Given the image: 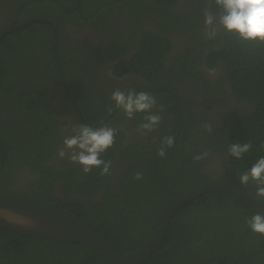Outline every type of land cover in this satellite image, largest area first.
<instances>
[{
    "label": "trees",
    "instance_id": "obj_1",
    "mask_svg": "<svg viewBox=\"0 0 264 264\" xmlns=\"http://www.w3.org/2000/svg\"><path fill=\"white\" fill-rule=\"evenodd\" d=\"M157 1L161 5L171 4L170 0ZM22 9L17 24L27 20V7ZM61 12L65 13L63 9ZM32 17L45 16L35 13ZM138 30L139 27L134 33ZM163 42L147 30L140 50L132 58H122L117 64L118 70L131 69L149 83L163 86L166 79L162 76L171 75L165 71L168 46ZM210 44L208 61L224 63L235 95L251 103L252 112L237 115L228 130L223 127L211 132L206 127L200 128V119L193 116L174 83L168 86L178 92V100L171 90L148 91L158 95L160 106L168 108V118L165 111L160 114L165 124L159 126L158 132H151V138L133 140V144L125 147L122 145L124 132L115 128L114 145L101 154L104 160L111 161V166L117 152L121 159L130 160L123 173V188L127 191L121 195L108 183L111 172L101 176L100 169L93 168L84 173L79 164L57 155L64 137L69 136L66 127L69 117L64 115L63 118L61 113L55 115L50 110L49 103L54 96L43 99L38 93L40 82L36 80L41 77L48 85L54 77L57 83L53 87L65 91L53 57V30L47 23L35 22L6 34L0 40V109L5 106L4 100L9 101L20 113L23 126L14 130L0 121V193L71 210L119 253L137 250L152 235L162 207L163 193L152 175L154 159H157V178L166 193L173 197L218 174L238 177L264 155V45L241 41L225 31L218 33L217 39H211ZM127 49L126 46L122 51ZM34 50L42 62L39 68L32 61ZM60 50L59 46L60 66L70 93L87 120L99 122L113 109L111 95L101 89L100 96L94 98L88 90H80L73 73L82 71V65L76 63V71L71 72L68 63L62 61ZM179 61L180 58L173 59L176 65ZM124 64L128 68H124ZM181 65L186 71H181V67L176 71L184 76L190 70L185 64ZM22 79L28 80L20 83ZM65 97L70 102L66 91ZM95 101H99L97 106ZM178 104L182 109L181 121ZM91 108L95 109L94 114L90 113ZM40 113L41 119L36 120ZM145 115L147 113L134 115L136 127L144 122ZM178 131L166 155L159 156L157 149L161 147L162 138L173 136L175 139ZM245 142H251L253 147L240 159L228 154L229 144ZM205 151L209 153L207 158L193 159ZM131 160H138L135 162L143 163L148 169ZM28 167L31 172H26ZM18 169L21 176L16 174ZM138 171L143 174L141 180L133 179ZM56 181L61 182L66 196L75 190L81 198H61L53 194ZM101 190H105L102 198L93 197ZM254 213L244 200L231 192L202 194L178 209L169 222L162 245L142 264H264V235L252 232L246 224V219ZM0 264L115 263L95 249L78 243L26 237L0 228Z\"/></svg>",
    "mask_w": 264,
    "mask_h": 264
},
{
    "label": "flooded vegetation",
    "instance_id": "obj_2",
    "mask_svg": "<svg viewBox=\"0 0 264 264\" xmlns=\"http://www.w3.org/2000/svg\"><path fill=\"white\" fill-rule=\"evenodd\" d=\"M20 2L23 3L19 5ZM170 2L171 4L161 5L157 0H0V32L9 28L12 23L17 24L21 18V9L26 6L27 20L31 19L35 13L43 14L58 27L57 50L60 46L62 61L68 63L71 72L76 71V63L78 66L82 65V71L73 73L74 80L77 79L80 83V90H88L90 95L98 98L101 89L111 95L117 88L127 92L131 89L139 91L145 88L160 87L163 90H171L173 94L176 93L174 96L178 100V92L168 86L174 83L183 96L184 102L191 107L193 116L200 119V128L211 125V132L220 131L223 127L228 130L234 118L237 115L241 116L252 112L253 105L235 95L230 83V73L224 67V63L216 61L211 64L208 61L207 54L212 49L211 39H217L218 33L224 30L217 25L216 27L219 29L217 34L210 36L209 33L212 29L206 28L204 24V10L208 9L215 13L218 9L213 0H170ZM62 9L65 13L61 12ZM138 27L139 30L134 33ZM147 30L154 36L163 39V45L168 46L164 64L165 71L171 75L162 76L166 79L163 86L149 83L147 78L139 76L131 69L123 70L122 67L118 70L117 64L122 58L125 60L132 58L140 50L143 35ZM222 41L223 39L220 40V42ZM126 46L128 49L123 52L122 50ZM40 55L44 56V52ZM32 56V61L37 64V68L41 67L42 62L36 57L35 50ZM49 57L45 56L46 59ZM177 58H180L179 62L189 67L188 74L184 76L177 74L176 70L179 67H181V71H186L182 68L183 65L180 66L181 63L174 64L173 59ZM123 66L128 68L127 64ZM27 80L22 79L19 82L24 83ZM36 80L40 82L38 93L42 95L43 99L54 96L49 103L50 110L55 115L60 110L62 112L60 116L63 115V118L64 115H68L67 129L70 136L73 124L85 122L79 117L75 106L67 102L66 97L64 98L65 91L53 87L57 83L54 77L50 78L48 85L41 77H36ZM156 90L160 89L148 91ZM153 96L157 101V106L153 111L157 112L160 100L158 95L153 94ZM98 102L95 101L94 105L97 106ZM3 104L5 106L0 109V121L5 126L10 125L14 130H18L23 126L20 113L9 101L4 100ZM167 109L166 106H163L166 118L169 117ZM117 112L119 109L105 124L124 132L125 140L122 144L124 147L133 144V140L151 138V132L141 135L137 130L139 126L134 125V117L129 119L122 111L118 114ZM90 113L94 114L95 109L91 108ZM161 113L159 112V114ZM41 117L40 113L35 119H41ZM84 118L88 121L85 116ZM164 124L165 121L162 118L159 126ZM159 129L161 127L152 132H158ZM116 158L115 163L111 166L108 183L114 192L124 195L127 189L123 188V173L127 170L130 160L121 159L119 152L116 153ZM135 161L138 160H131V163L144 166L143 163ZM145 168L148 169V167ZM31 171L30 167L26 170V172ZM20 173L21 170L18 169L16 174L21 176ZM54 185L56 195L61 198H81L75 190L70 193L71 195L66 196L60 186V181H56ZM104 191L97 192L93 197L102 198Z\"/></svg>",
    "mask_w": 264,
    "mask_h": 264
},
{
    "label": "water",
    "instance_id": "obj_3",
    "mask_svg": "<svg viewBox=\"0 0 264 264\" xmlns=\"http://www.w3.org/2000/svg\"><path fill=\"white\" fill-rule=\"evenodd\" d=\"M44 22L47 23L54 33V47L53 57L55 59L58 73L61 76V81L64 89L68 95L70 102L75 106L79 117L89 126L99 127L105 124L118 109L112 110L104 119L99 122L91 123L85 120L80 108L73 95L70 93L65 80L63 72L60 67V60L57 50L58 45V27L56 24L45 17H33L21 24L12 23L9 28L0 33V40L8 33L21 30L31 23ZM150 88L139 91H148ZM137 91V92H139ZM176 95V93H174ZM179 106L180 121L182 120V109ZM181 125V122L179 123ZM179 131L174 139L176 141ZM167 148H165V152ZM156 160L153 161L152 175L154 181L162 190V207L158 214L155 229L152 235L145 241V243L137 250L127 254H121L113 249L109 243L105 241L100 235L92 230L87 224L78 218L76 213L61 207H53L44 203L30 201L18 196L0 193V228L15 232L17 234L39 238V239H53L65 242H74L90 248L95 249L99 254L107 256L115 264H142L152 254L158 251L163 243L168 225L173 215L180 207L191 201L192 199L213 191H227L237 195L244 200L247 205L255 213L264 214V203L255 197L254 187L249 184L243 186L240 184L238 177L226 176L215 177L200 186H196L189 191L176 196H169L166 193L165 187L160 183L156 176ZM55 191V189L53 190ZM52 191V193H53ZM55 195L57 192L55 191Z\"/></svg>",
    "mask_w": 264,
    "mask_h": 264
},
{
    "label": "clouds",
    "instance_id": "obj_4",
    "mask_svg": "<svg viewBox=\"0 0 264 264\" xmlns=\"http://www.w3.org/2000/svg\"><path fill=\"white\" fill-rule=\"evenodd\" d=\"M218 11L204 10V24L211 28L210 36H215L219 28L225 32L232 33L241 41H253L264 45V0H213ZM113 108L121 110L125 116L132 119L136 113H147L143 117L144 122L138 127L141 135L145 132H152L159 127L163 111V105L159 111L154 112L157 106L156 97L147 91L137 92L134 89L127 92L119 88L111 93ZM111 110V109H110ZM211 131L212 126H205ZM72 135L64 137L63 146L58 149L57 155L60 158L67 157L75 164H79L84 173H89L93 168L100 169V175L110 173L111 161L104 160L102 153H105L114 145L117 129L102 124L99 127H92L85 123L72 125ZM174 143L173 136H164L161 147L157 154L161 157L166 155L165 148L171 147ZM253 147L251 142L231 143L228 145V154L240 159ZM207 151L195 155L193 159L200 161L207 158ZM142 172H136L133 179L141 180ZM238 179L240 184L254 187L255 197L264 203V155L260 156L247 170L243 171ZM247 226L252 232L264 235V214L254 213L246 219Z\"/></svg>",
    "mask_w": 264,
    "mask_h": 264
},
{
    "label": "bare ground",
    "instance_id": "obj_5",
    "mask_svg": "<svg viewBox=\"0 0 264 264\" xmlns=\"http://www.w3.org/2000/svg\"><path fill=\"white\" fill-rule=\"evenodd\" d=\"M226 176H232V177H237V176H233V175H218L216 177H226ZM215 178V177H214ZM158 179V178H157ZM213 179V178H212ZM211 180V179H210ZM209 181V180H208ZM215 192V191H213ZM227 192V191H226ZM209 193V192H208Z\"/></svg>",
    "mask_w": 264,
    "mask_h": 264
},
{
    "label": "rangeland",
    "instance_id": "obj_6",
    "mask_svg": "<svg viewBox=\"0 0 264 264\" xmlns=\"http://www.w3.org/2000/svg\"><path fill=\"white\" fill-rule=\"evenodd\" d=\"M177 46V45H176ZM178 47H179V45H178ZM57 103V102H56ZM59 112L58 113H61L62 114V112L60 111V110H58ZM67 127V126H66Z\"/></svg>",
    "mask_w": 264,
    "mask_h": 264
}]
</instances>
